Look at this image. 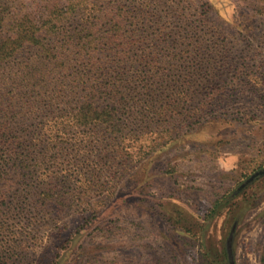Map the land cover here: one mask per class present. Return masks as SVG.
Masks as SVG:
<instances>
[{
  "label": "trees",
  "instance_id": "1",
  "mask_svg": "<svg viewBox=\"0 0 264 264\" xmlns=\"http://www.w3.org/2000/svg\"><path fill=\"white\" fill-rule=\"evenodd\" d=\"M172 2L0 0V240L9 234L6 232L17 228L20 232L25 223L38 221L44 212L57 219L65 210L70 212L79 195L78 186L73 188L66 174L60 178L59 169L74 174L75 169H83L81 160L89 155L103 159L109 144L113 169L108 175L112 180L113 173L127 170L126 163L150 159L153 152L166 150L177 138L189 143L196 136L194 129L204 128L200 124L180 134L183 126L193 125L194 115L171 121L168 114L185 108L191 89L186 79L180 78L183 62L176 60L186 59L188 51L191 61L200 57L192 49L174 52V48L155 42L166 31L180 29L183 25L179 22L187 23L186 37H193L190 31H196L193 22L199 18L188 22L182 18L183 12L172 9ZM156 8L165 14L154 11ZM203 45L204 41L199 50ZM214 47L211 50L216 57L225 58L221 52L225 46L215 42ZM200 77L198 73L197 79ZM196 87L201 91L204 81H198ZM218 89V84L210 86V92ZM200 104L194 106L195 111ZM239 119L240 125L249 122ZM148 126V142L138 137L135 143L129 142V148L122 146L120 139L136 138L137 129ZM77 128L86 131L83 137L89 141L82 158L77 157ZM219 139L207 142L211 152L223 141ZM66 158L72 164L69 168L60 160ZM86 172L89 186L101 189L103 184L98 185L95 172L88 167ZM262 179L264 174L244 185ZM241 184L218 193L203 217L192 214L206 221L201 241L223 209L229 216L226 243L217 262L211 264H235L232 235L243 211L257 203L249 197L244 202L236 200L245 188ZM84 191L89 192L87 188ZM14 252L9 241L0 243V264H9Z\"/></svg>",
  "mask_w": 264,
  "mask_h": 264
},
{
  "label": "rangeland",
  "instance_id": "2",
  "mask_svg": "<svg viewBox=\"0 0 264 264\" xmlns=\"http://www.w3.org/2000/svg\"><path fill=\"white\" fill-rule=\"evenodd\" d=\"M172 7L174 11L183 12L182 18L188 22L199 18V22H193L196 31H190L193 37H186L187 23L179 22L183 25L180 29L166 31L163 36H157L155 42L174 48V52L192 49V53L198 52L200 57L193 62L188 51L186 59L176 60L183 62L180 78H185L191 89L187 91V110L179 108L168 114L172 116L171 121L186 114L194 115L193 125L183 126L180 134L200 124L204 128L194 129L196 136L189 143L177 138L169 142L166 150L153 152L150 159L145 157L126 163L127 170L120 169L111 175L116 183L108 175L113 169L109 144L103 159L89 155L90 158L81 160L83 169H75L74 174L59 169L60 178L66 174L71 180L67 182L73 188L78 186L79 195L72 209L65 210L60 219L41 211L44 213L39 215L40 219L25 223L20 232L19 228L13 233L6 232L9 234L4 235L0 243L9 241L15 247L9 264L217 262L218 253L226 243L229 216L223 209L208 226L204 241L200 233L206 221L194 216L203 217L218 193L235 189L264 166V72H261L264 68V0H173ZM154 11L165 14L158 8ZM215 42L225 46L221 51L225 58L216 57L211 50ZM198 73L201 74L199 79ZM198 81H204L201 91L196 87ZM214 84H218L219 89L210 92ZM200 102L195 111L194 106ZM198 115L200 121H197ZM218 116L220 121H214ZM239 118L249 122L240 125L242 119ZM85 133L81 128L75 130L80 141L76 145L79 158L89 149V141L83 137ZM149 133L150 126L139 127L138 136H131L135 141L129 137L120 142L129 148V142L135 143L139 138L148 142ZM218 139L223 141L216 143L217 148L215 145V151L211 152L207 142ZM60 160L65 161L67 168L72 166L67 158ZM115 161L119 163L118 159ZM87 167L95 172L98 185L103 184L101 187L105 189L89 186ZM242 184L245 187L246 184ZM86 188L88 193L84 191ZM109 191L113 192L108 194ZM247 197L257 199V203L243 211L234 230L233 261L235 264H264V179L246 186L236 200L244 202ZM85 207L88 210H84ZM82 213L87 215L81 216ZM187 228H191L190 231Z\"/></svg>",
  "mask_w": 264,
  "mask_h": 264
},
{
  "label": "water",
  "instance_id": "3",
  "mask_svg": "<svg viewBox=\"0 0 264 264\" xmlns=\"http://www.w3.org/2000/svg\"><path fill=\"white\" fill-rule=\"evenodd\" d=\"M263 174H264V167H262V168L256 170V171L253 172L252 174H250V175L247 177V179L243 182L242 185H244V184H246V183L252 181L254 178H256V177H258V176H260V175H263Z\"/></svg>",
  "mask_w": 264,
  "mask_h": 264
}]
</instances>
